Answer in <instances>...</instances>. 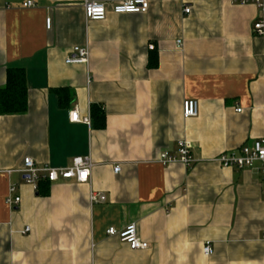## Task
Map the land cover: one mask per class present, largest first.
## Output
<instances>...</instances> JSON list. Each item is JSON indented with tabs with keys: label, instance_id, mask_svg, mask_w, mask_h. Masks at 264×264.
Wrapping results in <instances>:
<instances>
[{
	"label": "crops",
	"instance_id": "crops-1",
	"mask_svg": "<svg viewBox=\"0 0 264 264\" xmlns=\"http://www.w3.org/2000/svg\"><path fill=\"white\" fill-rule=\"evenodd\" d=\"M84 1L0 0V89L15 67L28 89L25 113L0 115V264H264L259 164L213 161L264 133L258 7L150 0L146 13L87 21ZM75 46L87 63H66ZM190 99L199 113L186 119ZM75 108L90 123L72 122ZM183 139L195 163H160ZM78 156L94 163L89 183L59 180L41 194L18 171L25 157L58 168ZM91 191L106 199L91 203ZM132 223L149 249L107 234Z\"/></svg>",
	"mask_w": 264,
	"mask_h": 264
},
{
	"label": "built area",
	"instance_id": "built-area-1",
	"mask_svg": "<svg viewBox=\"0 0 264 264\" xmlns=\"http://www.w3.org/2000/svg\"><path fill=\"white\" fill-rule=\"evenodd\" d=\"M232 3L237 4H253L261 12V16L253 23V31L259 37H264V0H230ZM150 0H124L119 3L109 5L108 3L85 0L83 3L85 17L87 21H102L105 20L108 11H112L114 14H143L150 8ZM32 1L24 3L25 7L33 6ZM191 5L185 2L184 13H191ZM47 29L52 27V19L49 17L46 20ZM177 46L182 47V41H177ZM73 55L67 60V64H85L88 62L89 51L87 47L75 46L72 48ZM242 109L238 108L237 112H241ZM199 113V101L190 99L184 101L183 104V116L184 118L196 117ZM70 119L72 122H86L90 123L89 117L82 119L79 111L75 108L70 112ZM193 145L188 139L180 140L179 148L176 152L164 150L159 155V162L163 165H169L173 163H182L187 167H191L195 163V159L192 156ZM1 156V153H0ZM223 167L235 168L238 170L253 169L259 164V170L261 173V185L264 193V133L263 135L254 140L250 145H245L240 149L225 152L213 159ZM94 167V163L90 157H74L71 165L67 167L53 168L48 165L39 166L31 157H25L23 159L22 166L18 171L23 173L25 182L32 185L35 190H39V184L42 181L54 183L59 180H74L78 183H89L91 173ZM121 170L120 165L114 168L115 173ZM16 186L10 187V195L7 198V203L11 206L18 205L21 202V197L16 195ZM106 196L94 191L90 193L91 203L104 201ZM30 228L26 227L25 232ZM107 234L110 236H118L122 242L127 243L132 250H145L149 249L151 244L142 240L138 233L137 227L134 223L129 224L123 230L118 231L114 227H110L107 230ZM264 240V233L262 236ZM205 256H210L213 253V248L210 243H207L203 248Z\"/></svg>",
	"mask_w": 264,
	"mask_h": 264
},
{
	"label": "trees",
	"instance_id": "trees-1",
	"mask_svg": "<svg viewBox=\"0 0 264 264\" xmlns=\"http://www.w3.org/2000/svg\"><path fill=\"white\" fill-rule=\"evenodd\" d=\"M64 89L59 92H64ZM27 83L25 72L22 68L8 69L7 84L0 89V115L25 113L28 108ZM49 182L42 181L39 184V193L43 194Z\"/></svg>",
	"mask_w": 264,
	"mask_h": 264
}]
</instances>
